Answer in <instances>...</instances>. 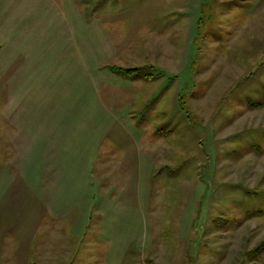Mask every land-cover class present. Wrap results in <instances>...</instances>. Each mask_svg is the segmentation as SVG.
Masks as SVG:
<instances>
[{
  "label": "rangeland",
  "instance_id": "1",
  "mask_svg": "<svg viewBox=\"0 0 264 264\" xmlns=\"http://www.w3.org/2000/svg\"><path fill=\"white\" fill-rule=\"evenodd\" d=\"M0 264H264V0H0Z\"/></svg>",
  "mask_w": 264,
  "mask_h": 264
}]
</instances>
